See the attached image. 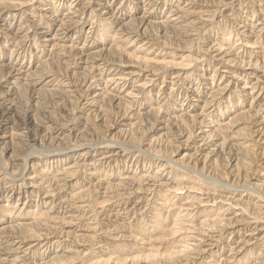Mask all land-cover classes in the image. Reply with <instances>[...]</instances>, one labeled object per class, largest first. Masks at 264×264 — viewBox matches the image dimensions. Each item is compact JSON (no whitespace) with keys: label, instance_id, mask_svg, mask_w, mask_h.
I'll return each instance as SVG.
<instances>
[{"label":"rangeland","instance_id":"obj_1","mask_svg":"<svg viewBox=\"0 0 264 264\" xmlns=\"http://www.w3.org/2000/svg\"><path fill=\"white\" fill-rule=\"evenodd\" d=\"M0 264H264V0H0Z\"/></svg>","mask_w":264,"mask_h":264},{"label":"bare ground","instance_id":"obj_2","mask_svg":"<svg viewBox=\"0 0 264 264\" xmlns=\"http://www.w3.org/2000/svg\"><path fill=\"white\" fill-rule=\"evenodd\" d=\"M11 70L13 71L14 69L13 68H11ZM18 71V73H19V70L17 69V70H15V72H17ZM22 73V72H21ZM20 74V73H19ZM24 74V73H23Z\"/></svg>","mask_w":264,"mask_h":264}]
</instances>
